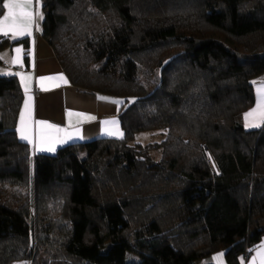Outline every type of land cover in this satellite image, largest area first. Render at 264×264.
<instances>
[{"label":"trees","instance_id":"16d2710c","mask_svg":"<svg viewBox=\"0 0 264 264\" xmlns=\"http://www.w3.org/2000/svg\"><path fill=\"white\" fill-rule=\"evenodd\" d=\"M41 2L71 83L122 99L125 136L33 158L16 132L23 90L0 80V264L250 258L264 237V128L242 115L264 74V0ZM17 42L0 36V50ZM155 130L161 143L131 144Z\"/></svg>","mask_w":264,"mask_h":264},{"label":"crops","instance_id":"0c3cea01","mask_svg":"<svg viewBox=\"0 0 264 264\" xmlns=\"http://www.w3.org/2000/svg\"><path fill=\"white\" fill-rule=\"evenodd\" d=\"M6 2L7 0L4 3ZM33 11L34 13L39 11L44 17L41 0L39 4L33 0ZM6 14L5 8L3 15ZM42 26L43 19L34 16L31 36L13 38L11 33L7 37L0 33L1 37L8 39L11 43L18 41L0 50V80L17 78L23 90V103L16 126L19 140L30 146L34 158L41 154L54 155L60 148L67 145L90 142L99 138L123 139L125 132L119 117L122 99L92 93L73 86L53 48L43 38ZM23 39L28 40L27 46L20 42ZM16 48L21 49L19 54L15 52ZM17 56L19 62L12 63ZM41 77L49 79L44 80L42 84ZM252 84L255 91V104L242 115V123L246 130L264 128V122L258 127L246 126L245 115L257 110L260 90L264 88V74L255 78ZM26 101L29 104L28 109H25ZM22 114L30 129L31 142L21 137ZM41 120L59 127L62 131L56 132L53 128H42L38 123ZM106 121L109 123L106 124ZM112 121L118 123L113 125ZM42 133L45 136L43 145ZM161 133L165 134L164 131ZM161 138L163 140L164 137ZM50 143H54V151L47 150ZM134 143H139L137 135L135 141L131 142V144ZM209 258H211L210 264H228L223 252L214 253ZM262 258H264V237L254 248L250 258L241 257L240 262L241 264H261ZM14 264L32 263L20 261Z\"/></svg>","mask_w":264,"mask_h":264},{"label":"snow or ice","instance_id":"6c2138e0","mask_svg":"<svg viewBox=\"0 0 264 264\" xmlns=\"http://www.w3.org/2000/svg\"><path fill=\"white\" fill-rule=\"evenodd\" d=\"M36 3L39 4V0H36ZM3 8L7 9V14L3 15V18L0 19V33L5 37L11 33L13 38L17 36H31L32 27L34 23V16H39L40 19H43L42 14L39 11L34 13L33 11V0H7L3 4ZM15 52L19 54L21 52L20 48H16ZM19 57L12 61V63H18ZM49 79L41 77V83ZM31 99V98H29ZM29 108V104L25 102V109ZM71 115V113H69ZM245 121L247 127H258L260 123L264 122V88L260 90V96L258 98L257 110L255 112H249L245 115ZM42 128H53L56 132L62 131L59 127L49 124L46 121H38ZM106 124L109 122H105ZM113 125L117 124V121L111 122ZM111 134V133H110ZM21 137L22 139L29 140L31 142L30 129L26 125V120L24 114L21 115ZM45 141V136L41 134L42 145ZM62 142V141H61ZM48 151H54V143H50L47 146ZM222 255V254H221ZM261 264H264V258L261 260Z\"/></svg>","mask_w":264,"mask_h":264},{"label":"rangeland","instance_id":"374dc122","mask_svg":"<svg viewBox=\"0 0 264 264\" xmlns=\"http://www.w3.org/2000/svg\"><path fill=\"white\" fill-rule=\"evenodd\" d=\"M163 130H155V131H149V132H141L137 134V142L141 143L142 145H153L157 142H162L165 139V134H162ZM164 137L163 140L161 137ZM162 140V141H161ZM135 144V143H134ZM132 144V145H134ZM150 155L153 158L154 161L158 162L161 160L162 153L160 150H151ZM211 258H203L201 260H198L196 264H210ZM131 258L129 257V261Z\"/></svg>","mask_w":264,"mask_h":264}]
</instances>
